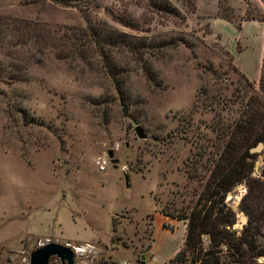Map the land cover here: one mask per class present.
Wrapping results in <instances>:
<instances>
[{
	"label": "rangeland",
	"instance_id": "374dc122",
	"mask_svg": "<svg viewBox=\"0 0 264 264\" xmlns=\"http://www.w3.org/2000/svg\"><path fill=\"white\" fill-rule=\"evenodd\" d=\"M169 1L182 21L155 15L141 0H0V264H28L21 256L42 237L90 242L96 262L129 264L147 253L151 233L152 264H163L180 241V224L162 229L156 218L151 221L152 213L181 214L192 206L226 138L220 139L225 126L233 124L247 98L264 107V72L257 29L242 31L241 42H233L235 29L229 26L218 30L222 37L210 32L217 9L237 19L243 0ZM211 2L214 12L207 10ZM101 22L135 37L181 34L192 45L145 52L152 78L141 59L123 48L111 53L114 77L85 41L81 56L72 47L76 54L62 57L72 35L79 37L76 28ZM135 124L144 137L136 136ZM249 151L257 153L255 176L264 145ZM242 184L223 199L234 211L236 234L246 220L239 208ZM201 242L207 249L205 235ZM213 250L228 261L225 245ZM255 259L264 262V256Z\"/></svg>",
	"mask_w": 264,
	"mask_h": 264
},
{
	"label": "trees",
	"instance_id": "16d2710c",
	"mask_svg": "<svg viewBox=\"0 0 264 264\" xmlns=\"http://www.w3.org/2000/svg\"><path fill=\"white\" fill-rule=\"evenodd\" d=\"M243 2V12L237 19L219 13L218 9L216 15L232 23L236 29L240 28L242 20L254 19L264 22V0H243ZM141 6L157 16L183 20L180 11L169 0H141ZM116 21L126 27H134L130 19L118 18ZM76 32L79 37L70 34L74 39L68 41L70 36L65 39L69 47L62 57L76 54L74 47L78 48V55L81 56L80 48L85 41L90 50L98 56L106 73L113 77L116 67L111 53L119 48L129 51L136 60L141 59L140 61L143 62L141 67L146 76L152 78L154 72L151 64L142 60L145 52H159L168 47H175L179 42L189 47L192 45L181 34L158 39L145 36L135 37L104 22H101L100 27L89 25L86 30L78 27ZM83 36L86 37L85 40ZM37 37L38 32H34L33 38L37 39ZM70 41H72L71 44H69ZM75 41H77V46ZM58 56H60L59 53ZM260 71L264 72V40L260 55ZM260 71L259 80H261ZM115 85L120 89L121 80L116 79ZM223 137L226 138L208 167L202 189L196 195L192 206L181 214L160 210L163 214L185 221L183 244L168 259V262L226 264L228 261H233L237 264H264V262H256L255 259L258 256H264V154L260 171L254 176L251 172L257 153L249 151V147L258 141L264 145V107L260 109L259 105L247 98L233 124L230 127L225 126L220 139ZM238 183L245 185V192L240 197L239 208L245 214L246 220L236 234L231 229L234 222V211L225 204L223 199L226 192ZM114 228L115 223L111 217V229L114 230ZM202 235L207 238V249L202 248ZM222 244L228 249L227 262L219 260L213 250ZM148 247L149 244L147 249ZM186 260L188 262H185Z\"/></svg>",
	"mask_w": 264,
	"mask_h": 264
},
{
	"label": "crops",
	"instance_id": "0c3cea01",
	"mask_svg": "<svg viewBox=\"0 0 264 264\" xmlns=\"http://www.w3.org/2000/svg\"><path fill=\"white\" fill-rule=\"evenodd\" d=\"M208 11L210 12H214L215 10V4L214 3H210L209 5V8L207 9ZM231 27V28H234L235 29V33L233 34V37L231 38L234 42V38L240 40V42L242 41L240 38H242V35H239L240 33H242V31H244L245 29L247 28H254V29H257L258 32L260 33L261 35V41H260V55H261V50H262V46H263V40H264V22H259L257 20H245L244 22H242L241 24V27L239 29H236L229 21L223 19V18H219V17H211L209 19V27H210V32L215 34V33H219L218 30H221L220 27ZM220 34V33H219ZM210 35H207V37H209ZM221 36V34H220ZM222 37V36H221ZM221 39V38H220ZM247 40V38H245ZM242 44V48H244L246 45H244L243 43ZM229 49V48H228ZM260 55H259V63H260ZM241 71L244 72V74L247 76V73H245V70L243 68H241ZM248 78H253V77H249L247 76ZM156 218L159 226L162 228V229H165L163 227V224L166 225V226H171V228H177L178 225L180 224L181 226V239L180 241L171 249L169 255V257H167V259L165 261H163V264H180L178 262H168V259L170 257H172L174 255V253L182 246L183 244V237H184V232H185V222L184 220L182 219H176L175 217H172L170 215H167V214H163L161 213L160 211L156 210L152 213V218H151V221L154 220ZM152 232V231H151ZM152 233H151V239H150V242H149V247L147 249V253L145 255L142 256H139V258L137 259V262L136 264H152L150 261H149V258H150V254H149V250L151 248V243H152ZM65 243H68V242H65ZM109 261V260H108ZM107 260H103V261H100V262H96L95 260H90V259H83V260H77V261H74V264H109Z\"/></svg>",
	"mask_w": 264,
	"mask_h": 264
},
{
	"label": "water",
	"instance_id": "95a60500",
	"mask_svg": "<svg viewBox=\"0 0 264 264\" xmlns=\"http://www.w3.org/2000/svg\"><path fill=\"white\" fill-rule=\"evenodd\" d=\"M120 111L123 116H127V108L125 104L120 106ZM133 130L138 137H144V133L139 124L133 126ZM262 146V142L258 141L254 147L249 150H258ZM111 151L107 150V155L110 156ZM126 180V175H124ZM55 256L58 258L59 264H74V254L72 249L67 244L50 241L41 246L34 247L28 253V264H48L49 258Z\"/></svg>",
	"mask_w": 264,
	"mask_h": 264
},
{
	"label": "built area",
	"instance_id": "2783aa9c",
	"mask_svg": "<svg viewBox=\"0 0 264 264\" xmlns=\"http://www.w3.org/2000/svg\"><path fill=\"white\" fill-rule=\"evenodd\" d=\"M104 163H105L104 158L98 159L97 160V168L102 169L104 166ZM240 184H242V183H240ZM240 186L243 189L244 185L242 184ZM47 242H50L47 237L39 238V239H37V241L35 243V247L41 246ZM67 245H69L70 248L72 249L73 254H74V258H78V260H83V259L92 260V258L94 256H96V254H97L96 246L90 242H81V243H76V244L67 243ZM78 249H79V251H78ZM51 257L53 259V263H51V264H59L58 258H56L55 256H51ZM27 258H28V254L22 255L21 256V262L27 263ZM108 262H109V264H129L128 261H125V260H121L120 262H116L114 260H109Z\"/></svg>",
	"mask_w": 264,
	"mask_h": 264
},
{
	"label": "clouds",
	"instance_id": "9594fccd",
	"mask_svg": "<svg viewBox=\"0 0 264 264\" xmlns=\"http://www.w3.org/2000/svg\"><path fill=\"white\" fill-rule=\"evenodd\" d=\"M78 251H79V249H78Z\"/></svg>",
	"mask_w": 264,
	"mask_h": 264
}]
</instances>
